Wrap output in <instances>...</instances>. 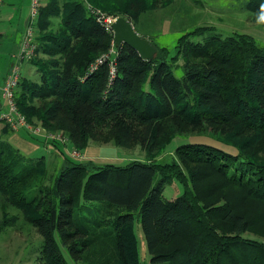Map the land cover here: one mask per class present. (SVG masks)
<instances>
[{
	"label": "trees",
	"instance_id": "16d2710c",
	"mask_svg": "<svg viewBox=\"0 0 264 264\" xmlns=\"http://www.w3.org/2000/svg\"><path fill=\"white\" fill-rule=\"evenodd\" d=\"M86 3L138 25L161 0L67 3L69 34L51 41L53 52L64 60L62 70L44 79V93H35L42 100L39 108L25 96L19 99V87V111L30 123L62 132L79 152L90 142L124 149L139 145L145 159L124 166L67 158L50 176L44 157L29 158L0 140V233L17 229L19 217L7 211L14 208L41 235L44 264H69L62 248L74 261L85 259L86 248L102 239L114 243L117 264H140L132 232L137 216L152 264H264V224L259 220H264V161L249 157L251 149L264 147L259 139L264 135V46L252 37L213 33L192 42L191 37L209 32L193 31L183 45L184 75L178 78L166 51L153 41L158 48L153 61L127 45H115L117 75L109 85V63L94 74L87 71L109 52L115 37L88 13ZM246 8L264 16V0H251ZM62 13L50 0L40 9L38 31ZM205 122L227 141L196 135L197 141L176 149L180 163L157 162L177 136L190 127L198 132ZM181 162L190 169L188 176ZM190 163L204 167L191 168ZM173 180L185 189L168 200L163 193ZM218 196L224 204L211 207L209 200ZM250 232L260 236L246 237ZM163 245L168 250L159 251Z\"/></svg>",
	"mask_w": 264,
	"mask_h": 264
},
{
	"label": "rangeland",
	"instance_id": "374dc122",
	"mask_svg": "<svg viewBox=\"0 0 264 264\" xmlns=\"http://www.w3.org/2000/svg\"><path fill=\"white\" fill-rule=\"evenodd\" d=\"M49 1L50 0L47 2L49 3ZM79 1L81 0H56L61 13H63L52 16L49 20V25L45 30H36L37 37H41L42 39L38 42V44L36 42L37 49L35 51V55L32 60L28 61L31 63L32 67L31 76H28L29 78H25L23 80L18 93L20 100L21 97L25 96L27 103L29 105H33V107L39 108L42 105V100L36 97L35 93L41 91L44 93V87L48 85L47 83H44V79L47 77L50 79L52 75H55L62 70L64 60L61 54H55V52H53L55 44L51 41L54 37L64 35L68 28L64 24V13L66 11L65 9L67 3L70 4ZM249 1L251 0H161V4L158 8L142 15L140 23L138 25L134 24L133 26L141 36L148 38L153 41L159 49H164L166 51V60H168L171 65L175 76L182 78L184 75L185 64L183 45H185L188 40L187 36L193 31L203 28L209 30L205 36L191 37L190 41L192 42H203L209 33H213L221 37H234L239 35L252 37L259 44L264 46V16L256 12H251L249 8H246ZM86 5L88 13L95 17V19L97 18V13H100V16L106 20H114L123 17L117 13H105L99 9H95L88 3H86ZM66 34H69L68 31ZM112 48L117 51V48L113 46V43L111 49ZM49 99L50 98L47 100ZM190 116H192V114H190ZM33 120L37 121L36 118ZM33 125H35L36 128L42 129V131L39 132H43L44 135H48L49 131L47 132L41 123ZM209 125L210 124L206 123L201 129H198V132L194 130L192 131V127H190L189 130L187 128V133H184L182 136H177V138H175V140L167 147L166 152L156 159L157 162L161 164H173L175 161H178L180 163V156H178L175 152L176 149L183 144L190 143L191 141H197L193 138L196 135H205L204 141L210 140L215 143L218 141L213 138L225 139V136L222 133L214 131V128H211L212 126ZM39 132L36 134L39 135ZM250 135L254 134L250 133ZM259 139H264V135L259 137ZM257 140L258 139H256V141ZM51 141L52 143L59 144L60 146L67 145L62 140L54 139ZM226 141L227 139H225V142ZM112 146L115 148V144L112 143ZM221 147H224L226 151L232 154L236 153L231 152L233 150H229V148L223 143ZM116 149H118L117 151L120 152V155L123 154L126 157L125 161L120 163L124 166L133 160L145 159V152L139 145H136L131 149L117 147ZM253 151H255V153H253ZM262 151H264V147L262 146V148H259L257 146L254 150H250L249 157L251 158L254 155L264 161V153H262ZM40 154H45L46 157L48 153L46 150H42V152L40 151L38 153V155ZM36 156L37 155H35V157ZM81 156L82 160H85V156L82 154ZM47 158L46 164L49 166V174L50 176H55L59 173L63 166H61L60 163H55L53 159H51L50 162ZM113 158L116 157L113 155ZM98 163L116 164L108 160H105L104 162L102 160ZM181 164L185 174L188 176L190 169L185 166L184 163L181 162ZM199 165L190 163L189 167H200V169L202 166L204 167L203 164ZM216 179L217 177L215 178V181ZM184 189L185 187L180 181L173 180L165 188L163 196L168 200H173L179 197L184 192ZM209 204L211 207L221 206L224 204V199L221 196H218L217 199H210ZM7 211L9 215L18 216L19 222L16 226L17 229H7L0 233V264H44L40 261L41 250L43 247V239L41 235L35 228L24 220L21 212L14 208H8ZM3 212V207L0 205V218L3 215ZM261 219L262 217L259 218L260 225L263 226L264 220ZM132 232L135 236L139 263L152 264V255L149 253L147 241L141 227V222L137 216L134 220ZM245 236L255 239L260 235L250 232L246 233ZM181 239L185 241V239ZM262 239L264 240V238ZM126 241L129 243L128 237ZM161 250H168V246L166 247L163 245L159 251ZM62 251L69 264H102L104 261L112 264L118 263L114 243L104 239L100 242L98 241L94 243L92 247L88 246L86 248V253L89 254L85 255V259L82 258L79 261H74L69 256L66 249L62 248Z\"/></svg>",
	"mask_w": 264,
	"mask_h": 264
},
{
	"label": "crops",
	"instance_id": "0c3cea01",
	"mask_svg": "<svg viewBox=\"0 0 264 264\" xmlns=\"http://www.w3.org/2000/svg\"><path fill=\"white\" fill-rule=\"evenodd\" d=\"M33 0H5L2 7L1 19H0V82L3 83L5 79L12 73L16 66H20L22 69V78H29L32 73L31 63L21 60V53L25 44L26 29L31 20V5ZM42 7L48 4V0H40ZM41 7V8H42ZM8 107L6 101H0V112ZM0 140L8 141L21 153L29 158L51 159L55 163L64 165L65 159L70 158L68 151L73 149L71 142L66 143L65 146L52 143L47 139L43 132L39 135L36 133H29L27 131H10L6 125L0 123ZM120 148L112 146V144H97L90 142L89 145L81 152L85 156V160L92 161L96 164L98 162L108 160L116 163V165H122L126 157L117 151ZM42 150H46L48 153H38ZM63 150V153H62ZM35 155H37L35 157ZM113 155L116 158H113ZM118 158V159H117ZM72 159V158H70ZM75 160V159H72ZM59 161V162H58ZM81 161V160H76ZM53 163V162H52ZM106 164V163H104ZM60 166V167H61Z\"/></svg>",
	"mask_w": 264,
	"mask_h": 264
},
{
	"label": "built area",
	"instance_id": "2783aa9c",
	"mask_svg": "<svg viewBox=\"0 0 264 264\" xmlns=\"http://www.w3.org/2000/svg\"><path fill=\"white\" fill-rule=\"evenodd\" d=\"M5 3V0H0V19L2 7ZM42 7V3L40 0H33L31 5V20L26 29L25 33V44L21 53L22 61H30L35 55V51L37 49V22L40 15V9ZM97 22L107 31L114 35L113 24L117 21L114 20H106L100 13H97ZM116 43L113 40V46L115 47ZM117 56V51L112 48L109 53L103 54L100 56L93 64L90 65L87 73L94 74L99 70V68L105 63H109L110 66V76H109V85L113 83V80L117 75V65L115 63ZM22 81V69L20 66H16L12 73L5 79L3 83L0 82V101H6L8 107L0 112V123L5 124L10 128L11 131H27L29 133H37L42 131L41 128H36L35 125L31 124L27 117L19 111L17 101H16V93L21 85ZM48 132V131H47ZM40 133V132H39ZM49 140H62L65 143L69 142V139L62 132H49L46 135ZM62 138V139H61ZM70 157L76 160H82V156L79 151L76 149H72L68 151Z\"/></svg>",
	"mask_w": 264,
	"mask_h": 264
},
{
	"label": "water",
	"instance_id": "95a60500",
	"mask_svg": "<svg viewBox=\"0 0 264 264\" xmlns=\"http://www.w3.org/2000/svg\"><path fill=\"white\" fill-rule=\"evenodd\" d=\"M115 43L118 46L127 45L135 50L139 56L146 61H153L158 53L156 45L141 36L133 24L125 17H120L113 24Z\"/></svg>",
	"mask_w": 264,
	"mask_h": 264
}]
</instances>
